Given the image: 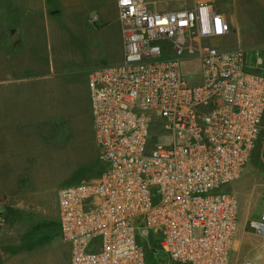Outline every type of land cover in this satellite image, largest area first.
Returning a JSON list of instances; mask_svg holds the SVG:
<instances>
[{"label":"built area","instance_id":"2783aa9c","mask_svg":"<svg viewBox=\"0 0 264 264\" xmlns=\"http://www.w3.org/2000/svg\"><path fill=\"white\" fill-rule=\"evenodd\" d=\"M170 1L182 6L158 11L146 0H117L123 60L88 74L106 168L58 192L70 264H153V246L173 264H236L239 201L225 188L260 139L264 75L250 70L243 49L214 45L232 28L213 2ZM190 60L196 86L184 76ZM261 180V214L250 227L264 238V164Z\"/></svg>","mask_w":264,"mask_h":264},{"label":"rangeland","instance_id":"374dc122","mask_svg":"<svg viewBox=\"0 0 264 264\" xmlns=\"http://www.w3.org/2000/svg\"><path fill=\"white\" fill-rule=\"evenodd\" d=\"M84 1L80 0L78 7L76 3L69 4L72 10L68 15L59 11L60 21L66 23V16L78 25L81 21L84 24L93 21L96 13L91 9L92 5L83 4ZM196 1L184 2L195 4ZM201 1L215 2L227 12L232 24L231 34L219 41L222 46L214 45L225 49H243L247 53L250 70L264 75V0ZM118 28L113 18L103 31L106 37L93 42L97 46L95 53L88 45V53L84 54L85 46L82 48L76 43V49L82 53L77 54L79 59L76 63L66 62V50L67 47L70 50L72 44H58L60 66L69 65L71 69L66 73L74 77L61 75L58 107L47 111L43 121L34 127V137L30 135L27 138L25 147L23 143L26 168L21 171L0 170V264H57L54 253L59 249L65 251L58 233V192L67 185L98 179L106 168L99 158L94 140L87 94L88 74L95 60L107 65L119 60L121 42ZM51 58L54 60V57ZM195 63L190 60L183 65L184 76L191 86L200 84L198 71L193 70ZM69 81H75L74 92V89L69 92L63 86ZM47 99L44 97V100ZM55 109L57 112H54ZM263 164L264 124L248 167L237 181L225 188L239 201V227L234 251L230 255L236 264H243L251 258L258 264H264V238L258 237L250 227L251 222L258 220L261 214ZM150 241L149 238L146 243L149 245ZM157 251L153 246L148 252L153 264H173L166 254Z\"/></svg>","mask_w":264,"mask_h":264},{"label":"crops","instance_id":"0c3cea01","mask_svg":"<svg viewBox=\"0 0 264 264\" xmlns=\"http://www.w3.org/2000/svg\"><path fill=\"white\" fill-rule=\"evenodd\" d=\"M146 1L150 8L158 11L182 6L181 3L170 0ZM200 1L197 0L195 4ZM72 3H76L77 7L81 4L80 0H0V170L21 171L26 168L23 143L25 147L27 138L33 135L34 127L43 121L47 111L51 107H58L61 75H73L66 73L71 69L69 65L60 66V42L72 44L70 50L67 47L66 62L76 63L79 59L77 54L82 53L80 49H76L75 44H80L82 48L85 46L86 50L90 45L93 53L97 52L94 43L97 39L106 37L103 31L114 18L119 27L121 55L116 63L108 65H116L123 60L117 0H85L83 4L92 5L91 9L96 14L93 21L85 24L81 21L80 25L70 21L67 16L66 23L60 21L58 12L64 11L68 15L72 10L69 4ZM213 3L226 16L232 28L227 12ZM195 4L183 3L189 7ZM219 45L222 46V43L219 42ZM86 50H83L84 54L88 53ZM101 63L102 61L95 60L92 70L107 66ZM63 86L69 92L76 90L75 81H69ZM44 97L48 99L44 100ZM58 114L59 111L57 116ZM58 233L60 234L59 227ZM61 243L66 249L64 252L59 249L54 253L57 264H70L71 252L68 245L63 241Z\"/></svg>","mask_w":264,"mask_h":264}]
</instances>
